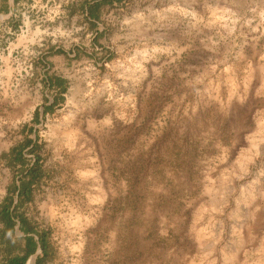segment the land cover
<instances>
[{"label":"rangeland","instance_id":"374dc122","mask_svg":"<svg viewBox=\"0 0 264 264\" xmlns=\"http://www.w3.org/2000/svg\"><path fill=\"white\" fill-rule=\"evenodd\" d=\"M7 1L0 264H264V0Z\"/></svg>","mask_w":264,"mask_h":264},{"label":"trees","instance_id":"16d2710c","mask_svg":"<svg viewBox=\"0 0 264 264\" xmlns=\"http://www.w3.org/2000/svg\"><path fill=\"white\" fill-rule=\"evenodd\" d=\"M0 219L3 220V222L9 226H11L13 219L11 217V210L9 208H2V211L0 212ZM36 236L38 238V244L41 247V249L43 250V252H45L46 249V237H47V233L46 232H42L39 233L36 232ZM26 239L28 241V246L26 249V255L20 258H16L14 260H12L10 262V264H24L25 259L27 256H29L30 254H32L35 251V242H33V237L32 236H26Z\"/></svg>","mask_w":264,"mask_h":264},{"label":"crops","instance_id":"0c3cea01","mask_svg":"<svg viewBox=\"0 0 264 264\" xmlns=\"http://www.w3.org/2000/svg\"><path fill=\"white\" fill-rule=\"evenodd\" d=\"M22 0H8L7 1V10H8V15L12 14V12L15 10V8L20 4ZM101 0H97V1H90V2H86L84 4V8L86 10V12L88 13L87 9L89 8H94L97 7L98 5L101 4L100 2Z\"/></svg>","mask_w":264,"mask_h":264}]
</instances>
